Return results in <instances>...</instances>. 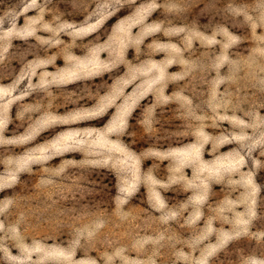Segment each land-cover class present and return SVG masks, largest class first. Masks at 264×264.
Returning <instances> with one entry per match:
<instances>
[{"label":"rangeland","instance_id":"374dc122","mask_svg":"<svg viewBox=\"0 0 264 264\" xmlns=\"http://www.w3.org/2000/svg\"><path fill=\"white\" fill-rule=\"evenodd\" d=\"M264 0L0 2V264H264Z\"/></svg>","mask_w":264,"mask_h":264},{"label":"trees","instance_id":"16d2710c","mask_svg":"<svg viewBox=\"0 0 264 264\" xmlns=\"http://www.w3.org/2000/svg\"><path fill=\"white\" fill-rule=\"evenodd\" d=\"M1 1H5V0H0V2H1ZM261 175H262V177H263L262 180L264 181V168H263V170H262ZM261 193L263 194L262 197L264 198V190H262Z\"/></svg>","mask_w":264,"mask_h":264}]
</instances>
